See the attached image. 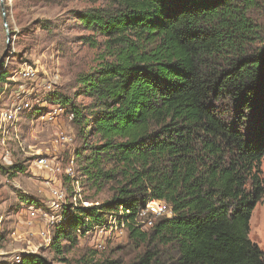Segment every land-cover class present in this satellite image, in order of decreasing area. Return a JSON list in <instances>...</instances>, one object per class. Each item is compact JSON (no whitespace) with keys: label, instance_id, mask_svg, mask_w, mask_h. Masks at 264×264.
<instances>
[{"label":"trees","instance_id":"obj_1","mask_svg":"<svg viewBox=\"0 0 264 264\" xmlns=\"http://www.w3.org/2000/svg\"><path fill=\"white\" fill-rule=\"evenodd\" d=\"M112 1L78 17L108 56L80 79L79 96L91 103L59 102L96 139L81 172L111 197L67 207L54 259L32 254L21 264H70L65 253L121 208L141 250L127 264H264L249 238L264 196V0ZM8 78L0 73V92ZM0 170L14 178L23 168ZM154 200L174 218L144 231L138 214Z\"/></svg>","mask_w":264,"mask_h":264},{"label":"rangeland","instance_id":"obj_2","mask_svg":"<svg viewBox=\"0 0 264 264\" xmlns=\"http://www.w3.org/2000/svg\"><path fill=\"white\" fill-rule=\"evenodd\" d=\"M112 3V0H0L2 71L17 80L0 92V165L21 164L23 168L14 178L0 170V264H16L17 257L32 254L53 260L55 253L51 250L57 227L65 223V209L103 204L111 197L108 186L98 192L89 186L81 172L91 154L85 146L95 145L96 139L80 133L64 106L63 115L53 124L44 122L37 111L22 114L15 124L3 122L2 113L10 108L14 90L22 85L30 87V82L18 80L20 70L27 66L38 71L36 100L43 105L44 112L52 111L64 96L88 106L91 100L79 96L83 89L80 79L94 74L102 58L108 56L105 39L84 28L78 17L81 13L106 9ZM87 37H94L97 46L85 41ZM56 76L59 80L53 92L55 99L53 94H41V81ZM59 131L70 134L73 142L57 143ZM41 156L69 170L71 175H55L37 167L34 162ZM260 168L264 181V159ZM76 183L80 184L78 191ZM54 188L67 190L64 210L53 207ZM33 210L39 213L35 219L30 215ZM105 230L95 228L81 236L79 244L65 253L70 264L83 261L104 264L108 259L127 264L141 253L130 240L126 227L111 223ZM249 238L264 253V196L252 213ZM63 246H69V242L63 241Z\"/></svg>","mask_w":264,"mask_h":264},{"label":"built area","instance_id":"obj_3","mask_svg":"<svg viewBox=\"0 0 264 264\" xmlns=\"http://www.w3.org/2000/svg\"><path fill=\"white\" fill-rule=\"evenodd\" d=\"M2 71L0 70V73ZM16 77H9L7 79V82L4 85V90H7L10 85H12L11 82L17 83ZM18 80H20L21 83L30 82V87L27 88V86H19L16 90L13 91L12 98H11V104L10 108L5 110L2 113V121L5 123H12L15 124L19 117H21L22 114L26 112H33L37 111L41 115V119L46 123H56L58 117L63 115L64 113V107H62L60 104L57 106H53V110L49 112H44L43 105L40 104L39 101H37V92L35 91V86L39 88V75L38 71L33 69L31 66H27L20 70V74L18 75ZM59 76L53 77L50 81H41L40 89H42V93L45 96L52 95L55 90V84L58 82ZM3 92V91H2ZM37 102V107H34V103ZM45 102V101H44ZM43 102V103H44ZM36 103V104H37ZM45 104V103H44ZM68 118L70 121L73 120V115H68ZM57 143L63 145V144H69L73 142V138L70 134L65 133L63 131H59L57 133L56 137ZM35 165L37 167H40L42 170L46 171L47 173H52L55 175H64L65 173L68 175H71V172L69 170H64L60 165L55 164L47 157H39L35 160ZM80 188V184L76 183V190ZM78 191V190H77ZM52 194V201H53V207L56 210H64L65 201H66V194L67 190L64 188H54L51 192ZM126 213H129L127 211ZM120 217L116 216H110L108 217V222L103 225L102 227H96L97 229H100V231H104L108 228V226L113 223H117L121 227H126L125 221L123 219V216L125 214V211L123 208L119 211ZM32 218H37L39 213L37 210H33L30 213ZM120 218H122V221H120ZM160 218H168L173 219L174 213L172 208L163 201H151L146 205L144 209H142L138 214V220H137V227L141 228L142 230L151 228L155 221ZM52 220V219H51ZM54 223V221L52 220ZM127 228V227H126ZM106 231V230H105ZM23 261L22 257L16 258V264H21Z\"/></svg>","mask_w":264,"mask_h":264},{"label":"water","instance_id":"obj_4","mask_svg":"<svg viewBox=\"0 0 264 264\" xmlns=\"http://www.w3.org/2000/svg\"><path fill=\"white\" fill-rule=\"evenodd\" d=\"M2 7H3V4H2ZM4 23H5L6 27H7L6 18H4ZM1 63H2V60L0 61V67H1Z\"/></svg>","mask_w":264,"mask_h":264}]
</instances>
